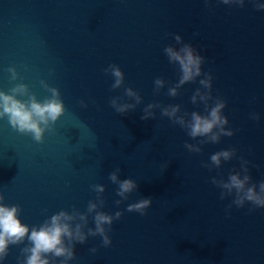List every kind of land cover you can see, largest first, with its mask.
Segmentation results:
<instances>
[{"label": "water", "instance_id": "obj_1", "mask_svg": "<svg viewBox=\"0 0 264 264\" xmlns=\"http://www.w3.org/2000/svg\"><path fill=\"white\" fill-rule=\"evenodd\" d=\"M258 3L264 0H245L244 7L219 0L207 7L205 0H0V88L16 83L7 71L15 65L39 99L48 95L40 84L46 79L60 88L66 106L43 143L0 119L4 203L19 204L22 221L34 226L62 209L86 211L96 183L107 186V212L152 198L146 215L124 211L114 221L112 245L102 246L98 236L77 243L70 264H264V208L249 212L248 203L229 209L233 198L221 200V189L211 182L239 170L241 155L251 161L253 180H264V10ZM166 33H180L207 58L203 68L214 75V95L228 101V126L238 130L218 144H204L200 153L184 147L197 141L160 109L155 119L140 118L153 101L203 112L190 99L198 82L185 84L177 97L166 95L167 85L153 92L157 76L169 85L179 79L178 66L163 51L175 44ZM113 63L125 72V86L144 98L127 114L110 104L124 91L112 89L104 72ZM252 112L259 121L250 119ZM232 147L237 157L221 168L202 166L211 154ZM116 167L121 179L138 182L118 206L117 185L108 179ZM27 243L12 245L2 264H19ZM93 247L99 251L92 253Z\"/></svg>", "mask_w": 264, "mask_h": 264}, {"label": "clouds", "instance_id": "obj_2", "mask_svg": "<svg viewBox=\"0 0 264 264\" xmlns=\"http://www.w3.org/2000/svg\"><path fill=\"white\" fill-rule=\"evenodd\" d=\"M220 3L229 6L244 7L245 0H219ZM211 0H205V5L210 6ZM258 10H264V4H256ZM173 36L175 44L167 45L163 51L170 64L178 66L179 79L170 84L162 76H157L154 81L153 92L159 94L167 85L166 95L177 97L181 94L183 86L190 82H198L199 87L191 95V103L202 105L200 110L187 111L179 103L164 105L162 102L153 101L143 108L142 120L155 119V109H160V115L184 129L191 140L185 141L184 147L192 153L203 151V145L220 143L222 137L235 135V128L229 127V117L224 113L228 101L221 96L214 95V75L209 70L205 72L203 65L206 57L191 42H186L180 33H166ZM27 67V66H25ZM10 81L16 82L13 86L4 90L0 88V119H7L15 131L30 135L37 143H43L45 133L53 131L57 121L66 112L65 102L62 99L60 88L53 86L46 79L40 81L41 86L48 95L43 100L39 99L30 86L22 82L21 73L15 65L9 66ZM110 74L113 83L112 89L123 88V95L110 99L112 108L116 113L127 114L135 110L143 102V96L131 85L125 86V72L118 64H110L104 69ZM20 81V82H17ZM127 98V99H125ZM83 107L87 102L80 101ZM260 114L252 112L250 119L259 121ZM199 138V139H198ZM236 147L222 149L211 154L209 160L202 162V166L209 170L221 168L224 162L231 161L237 157ZM239 170L233 169L227 178L222 175L211 177V182L219 189L220 199L231 196L233 199L228 205L243 208L251 203L249 212L257 208H264V180L255 182L251 175V161L244 156H239ZM169 161L163 163L162 168L168 167ZM121 169L116 167L108 175V179L117 185L116 195L120 199L115 200L118 206L129 198V194L138 188V182L133 178L121 179ZM106 185L96 183L91 186L96 197L90 200L86 211L73 207L71 211L62 209L47 217L42 224L29 225L24 223L20 217L21 206L19 204L9 205L4 203L5 194L0 191V264L5 261L10 253L12 245L28 243L21 248L19 264H70L75 259V247L77 243L85 244L89 237H101L104 247L112 245V225L120 219L124 211L137 212L146 215L152 204V198H142L127 205L126 209L117 210L114 213L104 211L106 199L104 193ZM94 227H89V218ZM92 253L99 251L98 247L90 249Z\"/></svg>", "mask_w": 264, "mask_h": 264}]
</instances>
